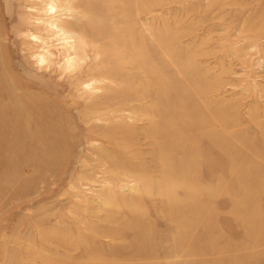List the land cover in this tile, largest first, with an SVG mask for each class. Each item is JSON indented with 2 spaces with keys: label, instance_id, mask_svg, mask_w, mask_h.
Segmentation results:
<instances>
[{
  "label": "rangeland",
  "instance_id": "obj_1",
  "mask_svg": "<svg viewBox=\"0 0 264 264\" xmlns=\"http://www.w3.org/2000/svg\"><path fill=\"white\" fill-rule=\"evenodd\" d=\"M28 1L0 0V116L12 86L21 100L37 95L61 112L69 140L60 160L36 148L10 155L0 119V264H264V0H151L141 16L140 27L167 31L171 106L214 113L219 138L213 151L203 137L200 251L157 257L133 255L135 219L145 214L162 229L157 210L192 202L193 186L165 182L159 153L129 157L141 170L127 174L89 151L87 127L102 122L87 118L90 98L72 94L71 78L33 63ZM156 50L161 66L159 43Z\"/></svg>",
  "mask_w": 264,
  "mask_h": 264
},
{
  "label": "bare ground",
  "instance_id": "obj_2",
  "mask_svg": "<svg viewBox=\"0 0 264 264\" xmlns=\"http://www.w3.org/2000/svg\"><path fill=\"white\" fill-rule=\"evenodd\" d=\"M152 4L151 0H29L26 43L35 65L71 78L72 94L80 92L79 96L90 98L87 118L102 123L87 127L86 141L103 166L108 163L112 171L128 174L127 168L141 170L140 162L129 164V157L159 153L165 159L160 169L165 182L179 177L193 186L192 202L181 200L174 209L157 210L156 217L165 220L162 229L145 214L135 219L138 243L133 255L157 257L171 250L198 253L205 227L200 190L202 143L206 136L209 148L218 145L216 115L197 107L192 111L171 106L167 31L157 34L150 23L140 27L141 16L151 14ZM157 43L163 55L161 66L155 62ZM9 95L8 112L4 109L0 119L6 118V134L12 136L10 155L36 148L50 160H60L69 140L61 112L37 95L21 100L12 86ZM176 115L179 122L173 118ZM92 139L108 146L93 145ZM169 156L176 157L174 165ZM167 202L174 204L170 197ZM171 240L173 248H168L165 243Z\"/></svg>",
  "mask_w": 264,
  "mask_h": 264
}]
</instances>
